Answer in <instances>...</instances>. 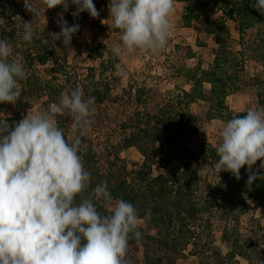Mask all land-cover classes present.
<instances>
[{
	"label": "clouds",
	"instance_id": "obj_1",
	"mask_svg": "<svg viewBox=\"0 0 264 264\" xmlns=\"http://www.w3.org/2000/svg\"><path fill=\"white\" fill-rule=\"evenodd\" d=\"M42 8L24 0L33 15L63 6L76 18L87 12L100 15L93 0H41ZM264 15V0L250 4ZM114 26L121 30L122 45H114L116 56L132 55L138 50L159 54L172 32L171 17L175 0H111L108 5ZM63 12L56 21L60 28L53 33L62 40L69 54L72 37L79 24L69 25ZM31 22L24 23L23 39H33ZM8 38H0V103L15 104L19 81L28 73L22 62L10 59ZM123 75V71L120 72ZM95 97H85L82 89L61 92L49 110L25 115L19 122L0 131V264H130L127 259L130 234L137 241L141 217L138 209L124 199H115L107 182L98 183L88 198L75 203L78 194L91 183L80 151L81 137L87 136L94 120ZM68 112L78 135L66 139L58 127L56 114ZM216 147L219 156L209 171L231 172L239 180L240 170L248 167L247 184L264 178L253 172L261 161L264 169V109L249 108L244 115L227 121L219 133ZM94 201L102 202L109 214L101 215ZM150 217V210L146 212Z\"/></svg>",
	"mask_w": 264,
	"mask_h": 264
},
{
	"label": "trees",
	"instance_id": "obj_2",
	"mask_svg": "<svg viewBox=\"0 0 264 264\" xmlns=\"http://www.w3.org/2000/svg\"><path fill=\"white\" fill-rule=\"evenodd\" d=\"M29 2L34 7L37 4V0H29ZM110 2L111 0H93L99 13L102 12V6H108ZM175 2L184 5L183 20L187 26H191L193 21L200 20L204 15L217 12L222 20L233 21L242 35H246L248 31H253L255 28L259 31L264 29V15L250 6L255 0H175ZM73 11H75L74 5H70L67 12H63V7H59L57 14L63 12L64 19L69 25L85 24L90 21L89 25L92 27L91 41L73 42V47H77V53L81 50L82 53H86V59L92 62L80 82L66 80L67 60L57 52L51 27L41 26L35 22L36 15L26 10L24 0H0V38H8L12 49L10 59L22 62L28 73V78L19 81L18 84L20 94L17 102L12 104L15 114L4 119L0 118V131L6 129L7 124L11 127L19 122L22 119V113L26 112L37 100L44 99L49 110L58 101L61 92L70 91L67 90L68 84H73L74 89L80 87L85 97H95L92 109L93 111L95 109L99 116H105L109 107L115 105L117 99L112 97L111 92L114 72L117 70L119 61L111 52V25L93 21L94 19L87 12L74 18L71 15ZM57 14L54 15L55 22L58 19ZM25 22H31L34 33L31 42L23 39ZM217 25L225 31L224 22L218 21ZM261 42L264 45V39ZM216 44L215 58L209 70H202L199 67L189 72L191 81H193L190 91L182 92L171 98L153 113L146 110L128 116L125 114V118L119 123L118 129L123 135L125 146L137 148L143 157V163L139 169L132 170L126 178L114 181L113 176L106 178L91 168V163L95 159L94 153L91 154L90 151L89 154L80 151L78 153L85 170L91 173V183L87 189L76 196V204L88 198L98 183L106 181L114 201L122 198L132 203L138 209L141 218L147 216L146 212L150 210L151 215L147 216L149 225L156 229L160 227L165 229V231L159 229L160 234L157 236L138 229L142 233L139 241L143 245H149L151 241H155L158 246L155 256L146 254L144 264H171L170 255L185 250L189 245L195 246V251H197L195 241L198 235L190 226L197 220L201 211L195 203V195L200 189L202 180L196 163L208 161L215 165L219 156L216 148L209 144L198 143L199 147L191 145L188 135L189 133L193 135L197 130L191 126L192 119L189 109L192 104L201 100L212 103L215 111L221 113L223 109H226L225 99L231 87L230 83L234 81L232 77L224 76L226 67L235 63L226 51V41L217 36ZM262 62L264 64V55ZM37 66L46 68L47 78H40L36 74L35 67ZM57 75L62 79H58ZM205 85L208 86V91L205 90ZM137 101H142V91H139ZM5 105L10 104L0 103V107ZM244 114L246 113L240 115ZM55 119L58 127L64 131L66 139L70 140L65 129L74 127L72 115L64 112L56 114ZM178 144L182 145L179 171L153 177L152 170L159 159L155 153L158 148ZM163 161L167 162L165 159ZM258 162L257 167L252 166V171L264 172V169H260L261 161ZM249 174L247 166L240 170L241 178L236 179L234 186L238 192L236 199L241 200L242 203L250 198L263 201L264 178L255 180L249 186L246 183ZM228 185L225 191L222 184L209 183L207 187L222 189L221 192L229 196L232 188L230 184ZM94 203L101 215L109 214L108 208L102 202L94 201ZM223 241L228 245V252L224 256L219 252L217 264H227V261L236 257L246 256L239 239H232L225 232Z\"/></svg>",
	"mask_w": 264,
	"mask_h": 264
},
{
	"label": "rangeland",
	"instance_id": "obj_3",
	"mask_svg": "<svg viewBox=\"0 0 264 264\" xmlns=\"http://www.w3.org/2000/svg\"><path fill=\"white\" fill-rule=\"evenodd\" d=\"M35 7H43L41 0H37ZM59 7L63 6L48 9L44 15H36L34 21L41 26H50L53 33H58L60 28L55 22L54 15L57 14ZM101 9L102 12L98 17L91 18L101 24L111 25L110 46L122 45L121 30L114 26L108 6L103 5ZM183 16L184 5L175 2V12L170 18L173 29L166 47L159 54L153 55L138 50L132 55L116 56L119 62L114 72L111 94L117 101L115 105L109 107L105 116H99L94 109L92 112L94 123L87 136L81 137L80 145V152L89 154L90 151L91 154H95L91 168L106 178L110 175L113 176L114 181L126 178L132 170L139 169L143 163V157L137 148L125 146L123 135L118 129L125 114L128 116L146 110L153 113L171 98L190 91L193 81L189 72L199 67L202 70H209L215 58L217 36L224 38L226 51L235 61L226 67L224 75L232 77L234 81H231L225 99L226 109L221 113L215 111L213 104L208 101L200 100L191 105L189 109L191 126L197 130L193 135L191 133L188 135L191 145L199 147L198 143H204L216 148L221 141L220 130L230 117L246 113L249 108L264 109L262 62L264 45L261 42L264 39V29L259 31L255 28L242 35L233 21L222 20L217 12L202 16L200 20L193 21L191 26L185 24ZM218 21L225 23V31L217 25ZM89 22L76 23L80 25V30L72 37L70 47L74 52L70 54L62 40H55L52 34L57 52L67 60L65 71L68 81L80 82L88 72V66L92 64L86 59V53H82L81 50L77 53V47H73L74 41L79 43L91 41L92 27ZM121 71L123 75H120ZM35 72L40 78H47L45 67L37 66ZM57 78L62 79L58 75ZM68 85L67 90L74 89L73 84ZM205 90L208 91L207 85ZM139 91H142L141 102L137 101ZM44 102V99L35 101L26 112L22 113V118L27 113L48 110ZM14 114L12 104L0 107V118L4 119ZM65 133L70 138L79 134L74 127L65 129ZM181 147L182 145L178 144L158 148L155 153L159 159L153 167V177L179 171ZM164 159L167 162L163 161ZM207 164L214 166L208 161L196 163L202 180L200 189L195 195V203L201 211L197 220L190 226L198 235L195 241L197 251L195 246L189 245L185 250L170 255L171 264H217L219 252L222 256L228 252V245L223 241L225 232L232 239H239L246 252V256L236 257L227 261V264H264V199L261 201L258 198H250L244 203L237 200L238 192L234 187L236 178L232 173L209 171L203 168ZM258 165L257 161L253 167ZM209 183L222 184L224 191L230 184L232 192L226 196L221 192L222 189L207 187ZM148 219L147 216L141 218L139 230L148 231L152 236L160 234L159 229L165 231L163 227L156 229L149 225ZM157 247L155 241L143 245L130 236L127 259L130 264H144L146 254L155 256Z\"/></svg>",
	"mask_w": 264,
	"mask_h": 264
}]
</instances>
